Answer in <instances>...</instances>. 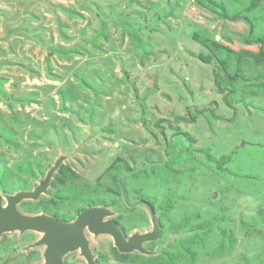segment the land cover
<instances>
[{
	"label": "rangeland",
	"instance_id": "rangeland-1",
	"mask_svg": "<svg viewBox=\"0 0 264 264\" xmlns=\"http://www.w3.org/2000/svg\"><path fill=\"white\" fill-rule=\"evenodd\" d=\"M263 57L264 0H0L3 205L60 163L21 213L104 207L126 239L156 214L148 254L85 231L96 264H264ZM42 237L0 234V264Z\"/></svg>",
	"mask_w": 264,
	"mask_h": 264
},
{
	"label": "water",
	"instance_id": "water-1",
	"mask_svg": "<svg viewBox=\"0 0 264 264\" xmlns=\"http://www.w3.org/2000/svg\"><path fill=\"white\" fill-rule=\"evenodd\" d=\"M57 163L47 174L46 179L33 191H21L15 195L6 196L7 205H3L0 195V234L6 232L35 231L43 234L42 239L35 246H45V264H65L64 258L80 251L88 264H96L95 257L90 249V243L85 230L95 236L101 234L110 235L116 248L122 254L139 251L148 254L144 244L154 242L159 238L160 228L154 210L147 205L151 212L153 231L144 234H135L126 239L119 225L109 220L113 214L104 207H89L83 210L72 222L56 219L46 214H24L18 210V205L26 200H38L42 194H46L54 173L58 170Z\"/></svg>",
	"mask_w": 264,
	"mask_h": 264
},
{
	"label": "trees",
	"instance_id": "trees-1",
	"mask_svg": "<svg viewBox=\"0 0 264 264\" xmlns=\"http://www.w3.org/2000/svg\"><path fill=\"white\" fill-rule=\"evenodd\" d=\"M259 58V57H258ZM264 58V57H263ZM88 202H89V205L90 206H99V205H105L106 203H104L103 201H102V199L101 198H97V199H93V200H88ZM107 205V204H106ZM119 255V254H118ZM121 258H125L126 257V255H124V254H122V255H119Z\"/></svg>",
	"mask_w": 264,
	"mask_h": 264
},
{
	"label": "flooded vegetation",
	"instance_id": "flooded-vegetation-1",
	"mask_svg": "<svg viewBox=\"0 0 264 264\" xmlns=\"http://www.w3.org/2000/svg\"><path fill=\"white\" fill-rule=\"evenodd\" d=\"M86 231H88V229H86ZM89 232V231H88ZM138 252V251H137ZM64 260H65V258H64ZM65 262V261H64Z\"/></svg>",
	"mask_w": 264,
	"mask_h": 264
},
{
	"label": "bare ground",
	"instance_id": "bare-ground-1",
	"mask_svg": "<svg viewBox=\"0 0 264 264\" xmlns=\"http://www.w3.org/2000/svg\"><path fill=\"white\" fill-rule=\"evenodd\" d=\"M86 231V230H85ZM38 233V232H37ZM43 235V234H42Z\"/></svg>",
	"mask_w": 264,
	"mask_h": 264
}]
</instances>
